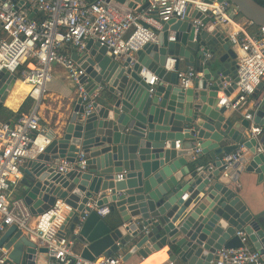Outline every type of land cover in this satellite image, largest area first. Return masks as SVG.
Listing matches in <instances>:
<instances>
[{"label":"water","instance_id":"water-1","mask_svg":"<svg viewBox=\"0 0 264 264\" xmlns=\"http://www.w3.org/2000/svg\"><path fill=\"white\" fill-rule=\"evenodd\" d=\"M228 1L244 18L264 27V4ZM119 3L124 11L139 4L143 10L148 0L113 2ZM195 18L203 19V14L190 6L183 19L164 23L157 42L118 61L99 41L88 43L84 52H72L85 70L81 81L87 82L88 93L99 95L89 113L78 95L67 102L63 123L47 133L50 144L21 166L20 187L34 215L58 198L72 206L61 231L66 234L70 223L72 240L82 246L86 259L122 254L126 261L168 246L170 261L215 264L219 250L243 245L237 235L243 230L264 261V213L252 214L230 186L243 171L264 179V139L250 133L252 124L264 125V83L253 94L252 120H236L225 105L219 106L223 84L231 83L224 90L227 95L237 86V51L222 25L197 28ZM169 56L177 59L175 70L164 68ZM183 62L188 68L203 67L189 87L179 83ZM144 69L158 76L156 85L145 83L140 76ZM17 79L0 71V110ZM241 146L247 150L228 167L224 158ZM197 149V159L208 154L211 162L192 160ZM63 159L72 163L66 172L58 170ZM104 206L110 213L120 212L117 226L98 214ZM0 248L9 250L10 258L0 264H49L54 259L15 224L0 232Z\"/></svg>","mask_w":264,"mask_h":264},{"label":"built area","instance_id":"built-area-1","mask_svg":"<svg viewBox=\"0 0 264 264\" xmlns=\"http://www.w3.org/2000/svg\"><path fill=\"white\" fill-rule=\"evenodd\" d=\"M114 0H0V71L16 74L28 86V97L34 100L33 108L21 113L13 121H0V232L15 224L30 235L40 245L48 248V255L55 264H121L122 254L101 255L86 259L72 249V240L62 234L66 216L72 206L58 198L44 212L34 215L22 196H12L13 190L21 183V166L28 159L42 153L51 139L47 136L49 128L42 124L38 105L48 91L52 80V64H61L68 77L77 86V95L86 102V110L92 109L93 100L98 91L90 95L86 83L81 78L85 70L66 52V47L73 51L84 52L90 42L99 41L107 47V54L115 60H121L139 50L148 42H157L164 23L172 18L183 19L188 8L202 12L203 19L193 20L197 28L210 25L227 27L230 42L237 51L236 88L227 95L225 89L230 82H225L219 91L221 101L228 110L236 111L253 97L264 79V27L257 34L249 33L246 24L236 20L238 8L228 0H148L143 10L136 8L124 11V4L119 7ZM27 6V12L23 7ZM29 10L42 14L40 18L30 16ZM250 22V21H248ZM171 40L174 38L171 37ZM176 57L169 56L164 68L175 70ZM179 83L183 87L191 86L198 73L189 67L178 72ZM140 76L149 86L159 82L158 76L144 69ZM153 87L149 88L153 92ZM247 119H253V113H247ZM250 133L264 139V125H251ZM181 147V142H176ZM197 149L192 160H197ZM243 154L240 148L227 155V166L238 160ZM79 164L84 167L83 153H79ZM72 163L63 159L60 172L68 171ZM127 171L118 174L122 180ZM188 198V193L183 197ZM98 214L106 216L109 207L97 209ZM242 246L223 248L218 251L215 264H264L263 255L250 246V239L243 230L237 232ZM10 261L9 250L0 248V263Z\"/></svg>","mask_w":264,"mask_h":264},{"label":"crops","instance_id":"crops-1","mask_svg":"<svg viewBox=\"0 0 264 264\" xmlns=\"http://www.w3.org/2000/svg\"><path fill=\"white\" fill-rule=\"evenodd\" d=\"M209 1V0H207ZM212 1V0H210ZM23 10L27 12V6L23 7ZM29 13L34 18H39L42 16L39 12H33L29 10ZM236 16V20L246 24L247 29L251 27V22H248L244 18H238ZM214 27V26H212ZM225 29L227 27L223 26ZM173 34V33H172ZM66 52L72 54L73 50L66 47ZM182 63V69H187ZM196 71L198 73L197 76L202 75L203 67H196ZM52 80L48 85V91L43 96L42 100L38 105V113L41 116L42 124L47 126L49 129H53L61 126L63 123L66 114L67 102L71 100L74 96H77V86L74 81H72L65 70V68L59 63L52 64ZM264 83V79L262 81ZM29 86L18 77L14 86L10 90L8 97L6 98L3 107L0 110V121H13L17 114L21 112V106L28 98ZM255 99L252 97L246 103H244L240 108L236 111L229 110L228 113H233L236 120H241L246 118L247 113L255 112ZM16 119V118H15ZM243 152L247 149L244 146H241ZM197 161H201L202 163H210L211 159L208 154H202ZM230 186L233 187L237 194L244 201L248 209L255 216H260L264 213V179L260 180L259 174L256 172L247 173L243 171L237 182H231ZM12 196H22L21 195V187L18 185L12 192ZM194 205L192 204L187 211L192 210ZM106 219L112 226H117L121 220L120 212L116 209L114 212L108 213ZM70 223L66 227V233L72 240V233L69 230ZM73 242V240H72ZM250 246L254 248L252 242L250 241ZM73 251L81 255L82 246L76 242L72 243ZM166 250H168V255L166 254ZM124 256V255H122ZM171 252L168 246H165L159 251H154L146 257H141L138 254H133L126 261L122 260L121 264H188L184 263L181 260L170 261ZM49 264H55V260H50Z\"/></svg>","mask_w":264,"mask_h":264},{"label":"trees","instance_id":"trees-1","mask_svg":"<svg viewBox=\"0 0 264 264\" xmlns=\"http://www.w3.org/2000/svg\"><path fill=\"white\" fill-rule=\"evenodd\" d=\"M258 2L264 4V0H257ZM241 15L240 12L237 16ZM242 16V15H241ZM41 17V16H40ZM39 17V18H40ZM251 27H254L253 29ZM251 27L248 29L249 33L251 34H257L259 32V26L255 25V24H251ZM34 106V100L30 97H28L25 102L23 103V105L21 106V112L19 114L16 115L15 118H17L21 113H27L29 112ZM14 118V119H15Z\"/></svg>","mask_w":264,"mask_h":264},{"label":"rangeland","instance_id":"rangeland-1","mask_svg":"<svg viewBox=\"0 0 264 264\" xmlns=\"http://www.w3.org/2000/svg\"><path fill=\"white\" fill-rule=\"evenodd\" d=\"M238 18H244L243 16H241V15H239V17ZM244 19H246V18H244ZM247 20V19H246ZM247 21H249V20H247ZM252 29L254 28V27H251Z\"/></svg>","mask_w":264,"mask_h":264},{"label":"bare ground","instance_id":"bare-ground-1","mask_svg":"<svg viewBox=\"0 0 264 264\" xmlns=\"http://www.w3.org/2000/svg\"><path fill=\"white\" fill-rule=\"evenodd\" d=\"M52 201H53V200H50V202H49L48 204H50ZM165 252H166V254L168 255V252H169V251L166 250Z\"/></svg>","mask_w":264,"mask_h":264}]
</instances>
